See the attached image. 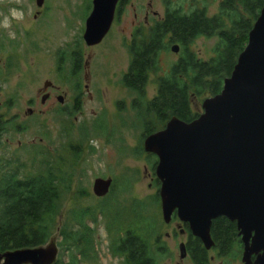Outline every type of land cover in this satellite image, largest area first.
Segmentation results:
<instances>
[{"label": "rangeland", "instance_id": "obj_1", "mask_svg": "<svg viewBox=\"0 0 264 264\" xmlns=\"http://www.w3.org/2000/svg\"><path fill=\"white\" fill-rule=\"evenodd\" d=\"M92 1L44 0L37 7L36 0H0V120H11L12 126L0 136V163L4 171L18 165L22 166L20 176L32 175L44 161L67 157L70 146L80 152L70 192L47 243L56 247L63 263L76 256L75 264H125L113 253L115 241L126 231L152 224L155 234L150 247L156 264H191L179 259L178 244L184 238L175 229L177 221L165 224L162 220L154 167L157 158L143 150L146 137L131 108L136 95L121 80L131 59L128 45L132 35L138 40L147 38L149 29L164 15L165 3L183 13L205 9L213 16L222 0H125L104 39L88 47L82 36ZM216 42V37H198L188 49L208 60ZM172 46L159 53L156 70L146 76L145 102L156 96L158 78L166 76L181 56V48L173 53ZM73 52L81 55L75 77ZM45 82L56 91L41 104ZM56 94L63 97L62 104L56 101ZM207 98L192 97V110L201 114ZM29 108L32 115H28ZM96 178H110L115 183L113 194L105 201L92 193ZM101 207L118 212L119 225L109 231L111 217L98 212L84 220L93 232L92 251L83 258L72 249L62 250L59 228L64 224L77 228L76 214ZM235 256L233 250L226 264H241L240 255Z\"/></svg>", "mask_w": 264, "mask_h": 264}, {"label": "trees", "instance_id": "obj_2", "mask_svg": "<svg viewBox=\"0 0 264 264\" xmlns=\"http://www.w3.org/2000/svg\"><path fill=\"white\" fill-rule=\"evenodd\" d=\"M263 4L264 0H222L213 16H208L205 9H195L190 13L168 9L164 18L149 29L147 38L138 40L133 37L128 47L130 63L121 83L136 95L131 108L142 124L143 137L162 130L171 118L192 122L199 114L192 110L191 98H209L220 93L224 79L230 76L239 54L247 45L248 34ZM198 37L217 38L208 60H201L188 49ZM173 44L181 48V56L166 76L158 78L156 96L145 102L146 76L156 70L159 53ZM71 62L72 76L75 77L81 68L79 52L71 54ZM3 128L0 123V135ZM79 155L80 152L70 146L67 157L44 161L32 175L20 176L22 166L18 165L4 171L0 163V253L34 249L50 241L65 195L70 192ZM114 187L113 182L111 192L102 198L103 201L113 194ZM98 212L111 217L109 231L119 225V213L109 211L107 207L82 210L74 216L77 228L70 229L69 224L59 228V236L62 237L60 248L72 249L75 255L85 258L93 248V232L84 220L93 218ZM154 234L152 224L127 231L115 241L113 253L124 255L127 264L130 260L132 264H155L150 247ZM210 237L226 254H232L235 245L240 244L234 223L224 218L212 221ZM190 246L192 244L189 243ZM197 249L200 258L193 257V260L196 264H204L203 250ZM75 259L76 256L63 263L59 257L54 264H75Z\"/></svg>", "mask_w": 264, "mask_h": 264}, {"label": "water", "instance_id": "obj_3", "mask_svg": "<svg viewBox=\"0 0 264 264\" xmlns=\"http://www.w3.org/2000/svg\"><path fill=\"white\" fill-rule=\"evenodd\" d=\"M43 1L36 0L37 7ZM118 1H92L82 36L86 46L98 45L109 32ZM201 109L192 122L171 118L144 139V152L157 158L162 220L168 224L175 214L209 250L211 223L225 218L236 225L241 264H264V4L220 93ZM111 185L110 178H96L92 193L103 198ZM179 252L183 258L184 245ZM56 258L50 243L0 253V264H54Z\"/></svg>", "mask_w": 264, "mask_h": 264}, {"label": "flooded vegetation", "instance_id": "obj_4", "mask_svg": "<svg viewBox=\"0 0 264 264\" xmlns=\"http://www.w3.org/2000/svg\"><path fill=\"white\" fill-rule=\"evenodd\" d=\"M44 2V1H43ZM125 0H119L117 5H116V8H115V13H114V18H113V21L115 20L117 14L119 12H121L123 10V4H124ZM150 7V5H149ZM170 9L168 6H166V3H165V10H164V15L166 13V11ZM175 9H179V8H175ZM164 15L162 16L160 20H162L164 18ZM158 22V21H157ZM113 23V22H112ZM111 28V27H110ZM134 35V34H133ZM132 35V37H133ZM131 37V40L129 42V45L128 47L132 44V41H133V38ZM53 91H56L53 87V85L51 84L49 87H47L46 89H43V92H42V98H41V104H44L46 101H49L53 96H52V92ZM56 98V101L59 103V104H62L63 103V97L60 96L59 94H56L55 96ZM31 104V102H30ZM32 110L29 108L28 109V115H32ZM0 123L4 125V128H3V131L1 133L2 134H5L12 126H11V120L9 121H1L0 120ZM0 135V136H1ZM112 184H113V180H112ZM112 187V185H111ZM111 189L109 190V193L111 192ZM108 193V194H109ZM107 194V195H108ZM106 195V196H107ZM105 196V197H106ZM104 198V197H103ZM225 219V218H224ZM172 220H175L177 221L176 225H175V229L178 230V233L179 235H182V237L184 238V241L182 243H179L178 244V250H179V247L181 245H184V249H185V252H184V256L183 258H181V255H180V252H179V259L180 261H184V260H189L191 262V264H196L195 261L193 260V257H196L197 259H199V255L197 253L196 250H198L197 248L199 249H202L203 250V254H204V257H205V262L204 264H214L216 261H219L220 263L219 264H226V261H227V257H229L231 254L228 252L227 254L225 253L226 251H223L221 250V248L216 245L212 240V247L209 249V250H206L203 246V244L200 242L199 239L193 237L190 233V230L188 228V225L187 224H184V223H181L175 214H173L172 218H171V221ZM216 220V219H215ZM170 221V223H171ZM228 221V220H227ZM229 222V221H228ZM231 223V222H230ZM169 224V223H168ZM235 225V223H234ZM175 230V231H176ZM235 230H236V225H235ZM127 232V231H126ZM236 233L237 230H236ZM211 238V237H210ZM237 238H238V241L240 242V244H236L235 247H234V250L236 252V256L235 257H241L242 255V251H243V246H242V243L240 241V238L238 237V234H237ZM192 244V246L188 247V244ZM199 243V244H198ZM195 244V245H194ZM161 250V249H160ZM163 251H161L162 253ZM165 253V252H164ZM212 253L213 256H209V254ZM58 255V254H57ZM57 259V258H56ZM120 259L122 262H124L125 264H127V262L125 261V257L124 255H120ZM55 263V262H54ZM128 264H132V261L130 260ZM156 264V262H155ZM174 264H181L180 262H175Z\"/></svg>", "mask_w": 264, "mask_h": 264}]
</instances>
